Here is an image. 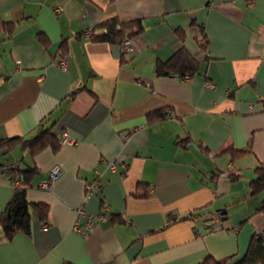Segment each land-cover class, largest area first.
<instances>
[{"label":"crops","instance_id":"1","mask_svg":"<svg viewBox=\"0 0 264 264\" xmlns=\"http://www.w3.org/2000/svg\"><path fill=\"white\" fill-rule=\"evenodd\" d=\"M111 17L141 21L127 54L83 35ZM180 48L197 71L157 74ZM263 101L264 0H0V141L51 124L59 137L56 150L0 147V214L22 185L10 170L37 169L29 229H0V264L240 258L264 225V189L250 185L264 175ZM80 204L106 214L87 234L73 229Z\"/></svg>","mask_w":264,"mask_h":264},{"label":"trees","instance_id":"2","mask_svg":"<svg viewBox=\"0 0 264 264\" xmlns=\"http://www.w3.org/2000/svg\"><path fill=\"white\" fill-rule=\"evenodd\" d=\"M95 29H99L98 33ZM142 24L140 20L121 21L117 17H111L103 20L96 25L94 29H89L94 40L109 43L120 44L125 38H132L140 32ZM205 45V42L203 43ZM64 43H61L63 47ZM197 71V61L188 54L184 49H178L167 61L162 62L156 68V73L160 75H170L175 73L180 76H191ZM75 92H71L73 97ZM264 107V101H263ZM164 114V113H163ZM162 115V113H160ZM53 125L44 127L30 139L8 138L0 141V147L10 149L17 141L21 142L23 147H30L33 152L39 151L44 147L50 146L53 150L59 147V137L52 131ZM6 149V151H7ZM257 177L250 181L253 191L264 189V175L262 167ZM11 179L20 180L22 185L18 186L7 203L5 209L0 214V229L3 237L10 238L16 231H28L30 226V205L26 198V185H28L31 177L37 173L35 167L19 168L15 166L11 170ZM34 206L41 212L44 218L47 214V207L44 204L35 203ZM264 263V246L260 239L253 234V238L248 246L247 251L238 259L231 258L217 259L207 255L199 264H258Z\"/></svg>","mask_w":264,"mask_h":264},{"label":"built area","instance_id":"3","mask_svg":"<svg viewBox=\"0 0 264 264\" xmlns=\"http://www.w3.org/2000/svg\"><path fill=\"white\" fill-rule=\"evenodd\" d=\"M83 35L86 37H90L91 36L90 30L89 29L85 30L83 32ZM133 45L134 44H133L132 38H128V37L125 38L120 43L123 54H127L132 49ZM60 64L64 69L67 68L65 61H61ZM170 114H171L170 111L165 112V115H170ZM75 142H76V139L72 135H70L66 131H62L61 141H60L62 145H65V144L71 145V144H74ZM118 164H120V160L116 159V160L111 161L109 163L110 170L115 171ZM58 175H59V168L58 167L52 168L49 172V179L47 181H43L42 185L46 186L49 183V181H51L52 179H55ZM97 185H98V181L94 182L93 184L88 185V190H91L94 186H97ZM76 213L77 215H76L75 223L73 225V229L76 232L81 233V234H87L90 228L92 227L93 223L95 222V220L96 219L101 220L105 218V215H106L104 213H101L98 216L87 214L84 211L82 204L76 207ZM81 218H84L83 227L77 224L78 220ZM222 220H223V215L221 212L214 213L211 221L209 222L210 231L222 228L223 227ZM254 234L260 239L262 245L264 246V225L257 228Z\"/></svg>","mask_w":264,"mask_h":264}]
</instances>
